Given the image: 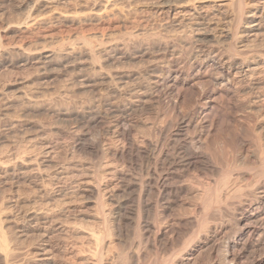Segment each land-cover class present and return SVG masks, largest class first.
Returning <instances> with one entry per match:
<instances>
[{
	"label": "rangeland",
	"instance_id": "1",
	"mask_svg": "<svg viewBox=\"0 0 264 264\" xmlns=\"http://www.w3.org/2000/svg\"><path fill=\"white\" fill-rule=\"evenodd\" d=\"M201 46L220 55L230 86L216 80L214 66L195 70L211 63ZM170 60L182 71L166 80L175 89L165 100L154 82ZM201 96L183 149L166 148L170 161L193 154L191 142L222 156L224 170L244 157L256 161L264 151V0H0V229L10 241L0 264H122L140 253L149 263L155 249L160 262L181 251L203 187L218 176L174 168L170 185L180 192L160 210L150 206L158 193L149 186L145 221L161 231L140 233L156 238L155 249L141 243L132 219L149 178L145 151L160 130L167 135L188 120ZM127 107L129 133L121 137L109 112ZM121 204L131 218L124 238L115 221ZM207 249L192 263L207 264Z\"/></svg>",
	"mask_w": 264,
	"mask_h": 264
},
{
	"label": "bare ground",
	"instance_id": "2",
	"mask_svg": "<svg viewBox=\"0 0 264 264\" xmlns=\"http://www.w3.org/2000/svg\"><path fill=\"white\" fill-rule=\"evenodd\" d=\"M238 3H240V1ZM162 5H164V3ZM239 7H242V4L239 5L238 8ZM240 9H238L239 12H240ZM238 14L237 16L241 18V12ZM238 20H239L238 21L239 23L241 19H238ZM200 48H201V51H203L205 47L201 46ZM204 50L206 51L205 52L206 62L208 60V62H211V63L209 65H204V62L197 64L196 65L197 68L195 70L199 72L203 69L209 68V66L210 67L214 66L217 68L216 72L218 70V77L216 78V80H220L222 83H224L223 84L224 86H230L232 84V79L227 74H225V71L221 70L225 67L221 65L222 63L219 59L220 55L214 54V51L210 50L209 48L204 49ZM203 54H204V51H203ZM212 54L214 55L211 56ZM94 59L95 58H93V60ZM202 60L204 59H201V61ZM93 62L96 63V60H94ZM179 62L177 60H172V61L170 60V62H168L169 63L168 67L165 68V71H162L163 73L160 74V77H158L156 81L154 82L156 87L160 88V91H158L159 96L165 97L166 98L165 100L170 98V92L172 90V87L175 86L174 84L173 86L171 85L166 86L165 85L166 80L170 79L171 77H175V81H176L178 77L181 75L180 74L182 71L180 67L181 63ZM96 64H94V66ZM98 68L103 69V66L101 65ZM216 72H215V75L217 74ZM112 81L114 82L115 80L112 79ZM203 100L204 99L201 96V99L198 98V100L194 101V105L192 106V108L188 105L190 107L189 115H188L190 117L188 118V120L180 119L177 124L175 123L176 128L175 129L171 128L172 131H169L167 135H164L166 133L162 131L163 129L160 130L158 133L159 134L158 137L160 138H159V141L157 140L158 142L156 143V145H153L152 147L148 146L149 148L147 147L148 149L147 151H145L146 153H145V156L143 158L141 165L146 166V170H147V174H149V178L146 183L144 182L141 185V188L139 187V190L141 191V193H139L140 195L139 196L137 195V196L140 201L138 202V204L139 203L140 204L137 209L135 217L134 218L132 217L133 218L132 222L134 221L135 225H137V231H138L137 237L140 238L141 243L143 244V242L144 243L146 242L147 243L146 245L151 246L152 248L155 249L156 248L155 245L157 244L156 238L148 237L146 239L145 235H141L140 233V231H142L145 228L147 230V235L155 231L156 233L161 231L160 229H158L159 227H158V224H156V222H154V224H151L150 222L145 221L147 214H146L145 207H143L141 204L142 203L141 198L146 193L148 194L149 192H151L150 191L151 189L149 188V186L151 185L157 190L158 198L156 202L153 203V205L150 204L151 208H154L157 210L163 207L161 202L166 200L167 197L170 198L172 195L174 194L176 195L178 192H180V188L173 187L170 185V181L172 179V174H173V173L171 174L170 172L174 168L176 167H187V168L195 167L199 169L200 171L204 172L206 175L212 174V175L218 176L217 179L215 178L216 180L214 181V184H207L206 186L203 187L202 194L200 193L201 194V196H199L200 204L197 207H195L196 216L193 217V220H194V222L192 223L193 228L190 232V235H188L187 238L185 239L184 244L182 243L184 248L181 249V251L179 250L174 251V249L176 248L175 247L172 250L174 253L172 254L170 253L171 254L170 257L164 259L162 262L159 261L158 252L160 251V249H155L153 250L155 251V257L154 259L151 258L152 260L150 259L151 261L149 260L150 261L149 263L147 262L148 260L146 262L144 261L146 259L145 257L143 258V256H141V253H140L135 257L125 259L122 264H193L192 262H194V260L191 259L193 254L199 251V249H202L204 247L208 248L207 249L208 250L207 264H264V151L256 150L255 152L256 161L254 162L250 161L249 158L244 157L243 161L240 162L239 165L236 166V165H231L229 163L230 165H228V167H226V170H224V168L220 166V159H223L221 158L222 156L213 154L210 151H208V148L206 147L204 143L197 146V144L191 142L192 148L195 149V152L193 154H191L188 158H183V159L180 158L179 162L177 161L178 163L175 162V160L170 161L171 155L169 154V151H168L169 148L167 150L166 148L169 147L170 145L171 146L173 145L172 150L174 151V154L175 152L181 151L183 149V143H187V142L186 140L185 141L181 140V138H183L184 136L182 135V133L183 132L185 133L188 130L190 124L194 120H198L196 119L197 117H194V113H195L197 106H199V104L201 105ZM162 102L164 103V100H162ZM204 103L205 104H203L204 106L202 107L203 112L198 113L199 115L202 114L203 116L207 114L205 110L207 107V103L205 101ZM107 105L108 103H105V105H102V106H107ZM106 112L108 114L109 111H106ZM128 112H129L128 107L127 108H115L109 112L110 118L113 119L114 121L112 123H115V127L118 130L117 133L121 134V137H125L127 133H129L127 129V120L129 121L130 117L126 120V116ZM131 114L129 113V115ZM187 135L185 134V136ZM243 141L244 139H242L241 137L237 135L234 137V142L237 143L239 146H242L244 144ZM133 149L134 148H131L130 153H129L132 160L135 156L133 155L135 153V149L134 150ZM120 154L122 156L126 155L125 151H123ZM228 159L229 158H227V160ZM225 162L227 163L228 161H225ZM239 168L243 169L244 172L246 173H252V175L250 174L251 176L249 178H246V177H242L241 179L236 178V176H234L235 175L234 173ZM207 183H210V182H207ZM123 186H124L123 189H125V192L130 190L131 185L129 183H126L125 185L123 184ZM117 213L118 214L115 220L117 223L116 232L119 237L124 238V236H126V231L123 226L131 218H129L130 216L126 208L124 207V204L120 205L119 212ZM104 220L106 221L108 219L105 217ZM1 229H0V233H1L0 234V247L8 248L9 243H10V241L8 240L9 236L7 237L6 236L7 233L5 234L4 232H2L3 229L2 230ZM164 234L166 235V232ZM169 240H170L169 242H173L174 238L169 239ZM139 246L141 247V245ZM0 254H1V251H0Z\"/></svg>",
	"mask_w": 264,
	"mask_h": 264
}]
</instances>
